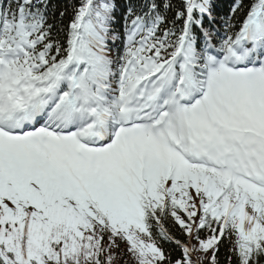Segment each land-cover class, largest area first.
Instances as JSON below:
<instances>
[{
	"label": "snow or ice",
	"instance_id": "obj_1",
	"mask_svg": "<svg viewBox=\"0 0 264 264\" xmlns=\"http://www.w3.org/2000/svg\"><path fill=\"white\" fill-rule=\"evenodd\" d=\"M219 7L0 0V264H264V0Z\"/></svg>",
	"mask_w": 264,
	"mask_h": 264
},
{
	"label": "trees",
	"instance_id": "obj_2",
	"mask_svg": "<svg viewBox=\"0 0 264 264\" xmlns=\"http://www.w3.org/2000/svg\"><path fill=\"white\" fill-rule=\"evenodd\" d=\"M219 2V10L221 12H226L228 9V4L230 0H218ZM50 4V14L52 19L51 23H56L60 20V12L67 7L69 4V0H49ZM171 227V225H169Z\"/></svg>",
	"mask_w": 264,
	"mask_h": 264
}]
</instances>
